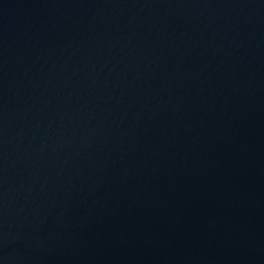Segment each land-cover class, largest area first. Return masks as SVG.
<instances>
[{
	"label": "water",
	"instance_id": "1",
	"mask_svg": "<svg viewBox=\"0 0 264 264\" xmlns=\"http://www.w3.org/2000/svg\"><path fill=\"white\" fill-rule=\"evenodd\" d=\"M0 264H264V0H0Z\"/></svg>",
	"mask_w": 264,
	"mask_h": 264
}]
</instances>
